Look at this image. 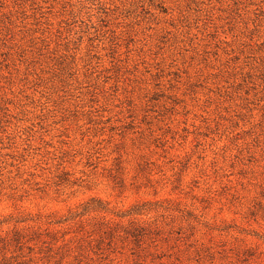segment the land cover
Returning <instances> with one entry per match:
<instances>
[{
    "label": "rangeland",
    "instance_id": "obj_1",
    "mask_svg": "<svg viewBox=\"0 0 264 264\" xmlns=\"http://www.w3.org/2000/svg\"><path fill=\"white\" fill-rule=\"evenodd\" d=\"M0 264H264V0H0Z\"/></svg>",
    "mask_w": 264,
    "mask_h": 264
}]
</instances>
